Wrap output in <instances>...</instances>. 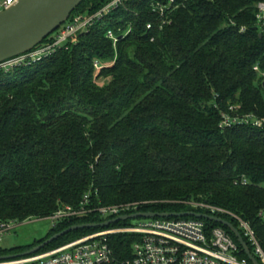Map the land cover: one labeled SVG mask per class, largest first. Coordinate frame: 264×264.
<instances>
[{
	"label": "trees",
	"instance_id": "obj_1",
	"mask_svg": "<svg viewBox=\"0 0 264 264\" xmlns=\"http://www.w3.org/2000/svg\"><path fill=\"white\" fill-rule=\"evenodd\" d=\"M107 2L83 0L68 22ZM260 4L123 0L50 54L0 69V223L49 218L78 208L84 196L88 208L132 204L153 213L198 211L185 203L205 202L247 222L264 251V129L220 127L223 114L264 118L263 81L253 71L264 69ZM60 28L33 51L52 44ZM107 61L114 64L100 76L111 81L100 88L94 64ZM219 216L252 253L237 221ZM106 219L55 222L45 238L17 249ZM205 223L237 243L225 227ZM95 230L65 234L39 253ZM130 242L112 239L116 258L129 257ZM14 250L0 248V256Z\"/></svg>",
	"mask_w": 264,
	"mask_h": 264
},
{
	"label": "built area",
	"instance_id": "obj_2",
	"mask_svg": "<svg viewBox=\"0 0 264 264\" xmlns=\"http://www.w3.org/2000/svg\"><path fill=\"white\" fill-rule=\"evenodd\" d=\"M122 1L109 0L95 13H83L73 16L69 22L67 21L64 26H61L52 44L7 60L0 64V69L9 70L23 65L27 60L37 61L50 54L70 37L87 32L97 21L103 19L121 5ZM17 2L18 0H0V13ZM258 10L260 12L258 19L261 20L264 18V4H260ZM159 12L160 15H163L162 9ZM146 27L150 29L151 25L148 24ZM127 33L128 31L124 34ZM105 36L113 40L114 43L117 42V37L111 30H107ZM95 67L101 70L106 66L95 63ZM253 71L264 83V69H261L259 65H255ZM234 109L236 108L231 107L229 111L233 112ZM237 123L250 124L253 127L264 129V118L245 116L239 119L228 114L222 115L220 127H231ZM240 184L246 185L247 182L241 180ZM87 205L88 196H84L78 208H62L49 219L55 223L98 213L103 218L108 217L105 220L108 221L120 216L141 212L138 211L137 205L132 204L97 209L88 208ZM185 205L198 210L188 212L207 214L218 218L221 214L234 218L243 236L249 242L253 256L259 264H264V251L247 222L234 214L205 202L192 201L186 202ZM134 222L124 221V224L119 222L104 228H98L56 249L25 258L0 262V264H251L240 256L241 248L223 228L208 225L205 220L185 217L137 219ZM11 223H0V241L12 229L10 228ZM118 236L131 238L129 257L127 258H116L111 241Z\"/></svg>",
	"mask_w": 264,
	"mask_h": 264
},
{
	"label": "water",
	"instance_id": "obj_3",
	"mask_svg": "<svg viewBox=\"0 0 264 264\" xmlns=\"http://www.w3.org/2000/svg\"><path fill=\"white\" fill-rule=\"evenodd\" d=\"M83 0H18L0 13V64L33 51L46 38L64 25ZM264 87V83H263ZM196 218L225 227L235 238L251 264H259L241 233L222 218L194 212L153 213L139 212L120 216L100 223L73 225L58 232L33 248L17 254L0 256V262L29 257L70 232L104 228L119 222L151 218Z\"/></svg>",
	"mask_w": 264,
	"mask_h": 264
},
{
	"label": "rangeland",
	"instance_id": "obj_4",
	"mask_svg": "<svg viewBox=\"0 0 264 264\" xmlns=\"http://www.w3.org/2000/svg\"><path fill=\"white\" fill-rule=\"evenodd\" d=\"M166 21L168 22V24L170 23V21H168V19ZM106 24H109V23L106 22ZM53 34L55 35V32ZM111 41L113 44V48H115L116 42L114 43L113 40H111ZM100 64H102L103 66H106L105 68H107V67L110 68L113 66L114 62L113 61H107V62H103ZM110 81H111L110 76H107V77L100 76V70H98L97 67H95L94 83L98 87H100V88L105 87L106 85H108L110 83ZM91 209H95V208H91ZM49 218L32 219V220L24 221L22 223H17V222L11 223L10 228H12V229L1 238L0 248L9 249V250L10 249H16L13 252L21 253L22 251L17 249V248L26 247V246L35 244V242L40 241L46 237L49 230L54 225V222ZM128 221H129V223H135L134 222L135 220H128ZM75 240L76 239L69 241L67 243L73 242ZM67 243H65V244H67ZM65 244H63V245H65ZM63 245H61V246H63ZM58 247H60V246H58ZM58 247H56V248H58ZM56 248H53V249H56ZM53 249H50V250H53Z\"/></svg>",
	"mask_w": 264,
	"mask_h": 264
}]
</instances>
